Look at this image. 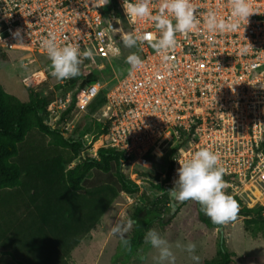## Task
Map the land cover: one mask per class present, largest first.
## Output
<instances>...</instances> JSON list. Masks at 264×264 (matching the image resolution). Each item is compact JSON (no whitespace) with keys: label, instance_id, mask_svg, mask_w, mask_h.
Masks as SVG:
<instances>
[{"label":"built area","instance_id":"built-area-1","mask_svg":"<svg viewBox=\"0 0 264 264\" xmlns=\"http://www.w3.org/2000/svg\"><path fill=\"white\" fill-rule=\"evenodd\" d=\"M159 3L150 0L153 14ZM190 3L200 24L187 36L176 34L167 64L144 42L129 48L143 61L140 68H113L112 50H120L123 34L137 28L156 32L146 19L130 24L122 0L105 5L101 0H0V48L22 59L48 60L41 41L52 33L59 45L92 51V57H81V75L57 80L67 91L45 106L55 121L68 110L78 115L93 110L95 130L71 135L82 143L77 160L97 158L99 148L114 149L137 190L146 180L166 190L178 161L208 148L225 168V191L239 200L245 195L257 200L249 193H264V0H249L247 22L231 20L237 26L220 33L205 31L202 17L213 10L229 20V0Z\"/></svg>","mask_w":264,"mask_h":264},{"label":"rangeland","instance_id":"rangeland-1","mask_svg":"<svg viewBox=\"0 0 264 264\" xmlns=\"http://www.w3.org/2000/svg\"><path fill=\"white\" fill-rule=\"evenodd\" d=\"M129 53V48L122 44L119 54L111 58L113 68L117 71L126 68L125 57ZM48 66L49 61L43 57L35 56L33 58L31 56L22 59L19 53L0 48V85L4 91L16 96L21 101L27 100L29 92H38L46 106L53 98L67 91V88L60 90L57 79L50 75ZM39 70L43 71L44 77L37 73ZM23 77L27 78L26 81ZM25 82L27 85L24 84ZM92 111L91 109L87 114L78 115L68 110L59 117L61 121H55L58 119L52 120V115L45 109L43 118L45 117V122L51 128L63 131L64 136H77L85 131L90 133L95 130L96 124L90 116ZM51 147L45 134L35 128L31 129L18 145V152L14 158L21 164L22 174L28 168L30 171L40 157L48 150L51 151ZM78 161L74 157L70 162L65 163L64 167L68 168ZM151 178L149 176V179ZM152 184L150 182L143 188L146 187V193L151 192V196H154L156 191ZM19 188L16 186L0 190V264L2 256H7L11 252V247L17 245L16 239L19 236L9 228V218L19 221L27 218L30 210L33 211L30 203L25 200V205L21 203L20 194L23 195L24 192ZM143 188L141 191L126 193L117 189L112 171L105 173L93 168L88 172L77 193L79 196L87 198L94 197L96 192L104 191L106 195L104 206L106 207L93 213V210H90L91 213L85 220L82 229L71 237L73 246L66 257L69 264H169V261L161 262L157 259V249L153 248L145 239L136 251L128 254L121 246L120 237L110 232V227L114 222H120L127 227V221L131 219L133 208L146 202V199L141 196ZM94 191L96 192L94 193ZM249 195L251 197L254 194L249 193ZM259 195L255 196L259 197L258 199L254 198L257 200H249V197L245 195L244 199H240L241 206L252 207L260 204L263 206L262 212L264 213V193ZM94 198L97 199V197ZM101 204L99 202L100 206ZM196 213L197 208L192 200L177 203L170 213L160 215L163 217V222H153L145 231V235L149 230H154L166 240L175 258L174 264H201L203 259L212 257L220 232L226 246L235 252V256L229 264H264V240L260 233L252 236L245 231L243 216L236 215L235 219L224 223L222 227L207 228L197 218ZM71 215L73 218L74 210ZM42 217L47 218L45 215ZM86 227L89 229L84 231ZM54 228L51 221L45 219L43 224V220L40 221L38 218V221L32 222L33 236H30L29 243L37 244L39 242L41 247L48 248L54 239L51 235L56 230ZM131 231L132 225L128 227L124 236H130ZM189 242L195 245L191 253L184 247ZM177 243L180 244V247H177ZM40 245L31 252L38 253L42 259H50L48 252L43 253L40 250ZM193 256L198 259L194 260Z\"/></svg>","mask_w":264,"mask_h":264},{"label":"trees","instance_id":"trees-1","mask_svg":"<svg viewBox=\"0 0 264 264\" xmlns=\"http://www.w3.org/2000/svg\"><path fill=\"white\" fill-rule=\"evenodd\" d=\"M45 109V101L38 92H29L27 100L21 101L4 91L0 85V190L19 186L20 191L24 192L23 195L20 194L21 203L25 205V200L32 205L31 209H33L28 212L27 218L19 221L9 218V228L19 236L16 239L17 245L11 247V252L7 256H2L1 264H69L66 257L73 246L71 237L82 229L91 213L90 210H93V213L106 207L104 206L106 203L104 191L100 193L94 191L96 192L94 197L97 199L81 195L80 197L77 193L91 169L105 173L112 171L118 190L126 193L137 191V186L121 170L119 164L121 153L111 148H99L97 158L84 156L72 166L65 168V163L78 156L82 143L73 136H64L59 129L51 128L45 122V117L43 118ZM33 128L48 137L52 149L40 157L30 171L28 168L22 174L21 164L14 158L18 152V145ZM146 181L150 183L149 180ZM153 189L157 192L162 188L154 185ZM141 196L146 199V202L133 208L132 231L130 236L125 237L130 242V250H126L128 254L136 251L143 243L145 231L153 222H163V217L160 215H166L172 211L166 192L162 196H151L146 193L145 187ZM234 199L239 208L237 215L244 217L245 231L252 236L260 233L264 240L263 206L258 204L245 207L241 206L238 198L234 197ZM99 202L102 203L101 206ZM193 203L197 208L196 216L205 227H222V225L211 223L210 219L199 211V205L194 201ZM72 210H74L73 218ZM44 215L47 216L45 219L51 221V225L53 224L56 229L51 234L54 239L48 248L41 247L39 242L29 243L30 236H33L32 222L38 221L39 218L44 224L45 219L41 218ZM83 216H85L84 220ZM88 229L86 227L84 231ZM39 245L43 253L48 252L50 259H42L38 253L31 252ZM234 256L235 252L226 246L220 232L213 256L203 259L201 264H229Z\"/></svg>","mask_w":264,"mask_h":264},{"label":"clouds","instance_id":"clouds-1","mask_svg":"<svg viewBox=\"0 0 264 264\" xmlns=\"http://www.w3.org/2000/svg\"><path fill=\"white\" fill-rule=\"evenodd\" d=\"M108 2L109 0H101L102 5ZM149 2L150 0H122L123 11L130 24L146 19L151 21L152 27L156 30L155 33L143 32L137 28L134 32L123 34L122 43L126 48H133L140 43L147 42L156 53L161 54L162 61L167 64L169 59L167 53L174 50L177 44L176 34L187 36L198 28L200 21L197 19L196 10L190 0H160L155 14L149 7ZM250 13L252 11L249 0H229L230 19L218 17L215 11L209 10L202 17L203 28L210 33L231 30L237 26L231 20L237 23L241 20L247 22ZM109 27L112 28L110 24ZM14 35L19 36V30ZM41 47L49 60L50 75L58 81L81 75L79 67L81 57L93 56L91 50L81 52L79 44L59 45L52 33L41 41ZM112 51L114 55L119 54L118 48ZM245 53L246 49H241V54ZM125 63L130 66V69H138L143 61L135 53H130L125 57ZM156 155L160 156L162 153L157 151ZM218 161L219 155L210 149H196L183 162L178 161L179 167L176 169L177 175L172 186L166 190L157 191L155 195L162 196L166 192L171 208H175L177 203L186 200L196 202L199 205V211L214 225H223L235 219L239 210L238 203L232 195L225 191L228 187L223 180L225 168L220 166ZM149 195L152 193L149 192ZM133 223L134 221L129 219L127 227L120 222H114L110 227L111 234L120 237L121 246L125 250H130V242L125 238L124 233ZM145 241L157 249L159 261H169V264H174L175 258L167 241L157 232L149 230L145 235ZM177 247H180L179 243ZM184 247L191 253L195 245L189 242ZM192 258L198 259L196 256Z\"/></svg>","mask_w":264,"mask_h":264},{"label":"bare ground","instance_id":"bare-ground-1","mask_svg":"<svg viewBox=\"0 0 264 264\" xmlns=\"http://www.w3.org/2000/svg\"><path fill=\"white\" fill-rule=\"evenodd\" d=\"M38 73H40V72H38ZM97 143V142H96ZM95 143V144H96ZM253 194H254V196H257V195H259L260 194V192H259V190L258 189H255V190H253ZM259 198V197H258ZM260 201V200H259Z\"/></svg>","mask_w":264,"mask_h":264}]
</instances>
